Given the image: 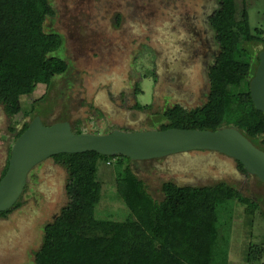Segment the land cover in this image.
I'll use <instances>...</instances> for the list:
<instances>
[{"label":"rangeland","instance_id":"obj_1","mask_svg":"<svg viewBox=\"0 0 264 264\" xmlns=\"http://www.w3.org/2000/svg\"><path fill=\"white\" fill-rule=\"evenodd\" d=\"M50 1L56 16L46 20L45 29L62 36L57 54L67 61L69 71L54 78L49 92L45 85L27 96L7 91L15 116L0 101V176L14 143L10 126L36 115L49 124L67 119L84 132L107 134L113 128H158L166 107L179 103L192 109L207 101L210 84L199 61L189 62V52L185 55L174 46L189 41L180 25L188 13L201 15L204 0ZM236 3L238 17L246 5L251 27L264 31V0ZM248 47L256 53L264 49L260 43ZM131 165L157 200L163 198L166 181L193 186L226 181L245 196H256L262 208L234 202L232 218L221 234L228 240V264H264V183L255 175H240L234 158L193 150ZM118 173L115 160L99 165L98 218L120 221L129 216L118 193ZM67 177L66 169L52 157L33 168L22 206L0 216V264H36L34 254L46 224L69 202Z\"/></svg>","mask_w":264,"mask_h":264},{"label":"trees","instance_id":"obj_2","mask_svg":"<svg viewBox=\"0 0 264 264\" xmlns=\"http://www.w3.org/2000/svg\"><path fill=\"white\" fill-rule=\"evenodd\" d=\"M55 14L50 0H0V101L11 117L16 109L7 91L27 96L45 85L49 92L54 78L69 69L57 54L62 36L45 29L46 20ZM210 24L219 53L209 71L207 101L192 109L165 108L163 123L154 129L235 127L264 150V113L256 108L250 90L261 51L248 47L264 45V31L251 27L246 5L238 17L236 0H220ZM31 121L10 126L14 142ZM73 130L84 132L78 127ZM12 146L0 181L8 170ZM52 158L68 173L69 202L46 224L42 244L34 254L36 264H228V240L221 228L232 218V204L238 201L253 210L263 206L256 196H245L226 181L200 186L166 181L163 198L157 200L133 169L135 160L123 155L87 151ZM112 160L119 168L118 193L129 210V216L120 221L98 218L95 212L101 200L99 165H110ZM21 199L0 216L22 206ZM256 253L253 250L251 255Z\"/></svg>","mask_w":264,"mask_h":264},{"label":"water","instance_id":"obj_3","mask_svg":"<svg viewBox=\"0 0 264 264\" xmlns=\"http://www.w3.org/2000/svg\"><path fill=\"white\" fill-rule=\"evenodd\" d=\"M259 60L250 90L256 108L264 113V49ZM193 150L216 151L232 157L248 174L264 183V150L235 127L216 131L168 128L114 129L107 134L76 133L69 121L46 125L37 115L12 146L8 170L0 181V213L11 209L21 198L33 168L58 154L95 151L140 161Z\"/></svg>","mask_w":264,"mask_h":264},{"label":"flooded vegetation","instance_id":"obj_4","mask_svg":"<svg viewBox=\"0 0 264 264\" xmlns=\"http://www.w3.org/2000/svg\"><path fill=\"white\" fill-rule=\"evenodd\" d=\"M220 6V0H204V5L201 6L200 9H202L201 15L197 13L193 14H187L185 16V19L187 20L186 22L181 23L180 26L183 28V32L185 36L189 38V41L187 44L184 46L181 43L179 45H174L177 49L181 47L180 50H183L187 55L189 52V62H193L194 64L196 63V59L199 61L198 64H200L201 70L203 71L202 74L206 78V81L209 80V71L212 65L214 64L216 57L219 53V45L216 39V32L213 29L212 25L210 24V17L213 14V12ZM56 14L53 17H55ZM201 23V24H200ZM200 24V25H199ZM177 35H178V30H176ZM58 33V32H57ZM199 41V42H198ZM195 42H198L199 44H193ZM192 53H191V52ZM69 71V69H68ZM67 71V73H68ZM66 73V74H67ZM175 105H182L179 103L172 104L171 106ZM168 106V107H171ZM185 107V106H184ZM167 108V107H166ZM59 121H69L67 119L65 120H59ZM44 122V121H43ZM58 122V121H56ZM71 123V121H69ZM47 125L55 123L52 122L49 124V122H44ZM72 127L74 128L73 124L71 123ZM137 130H149V129H142V128H137L132 131H137ZM131 131V130H128ZM209 151V150H208ZM216 152V151H214ZM175 155V154H173ZM172 156V155H170ZM167 157V156H166ZM157 159V158H156ZM153 160V159H151ZM236 161V160H235ZM236 169L238 173L242 176H248V173L243 172L238 164V161H236ZM32 171L30 172L28 176V181L30 178ZM28 184V183H27ZM26 188L23 193H25ZM23 195V194H22Z\"/></svg>","mask_w":264,"mask_h":264}]
</instances>
